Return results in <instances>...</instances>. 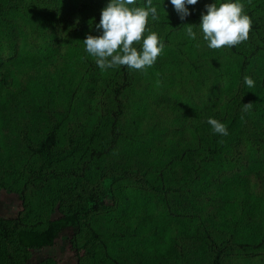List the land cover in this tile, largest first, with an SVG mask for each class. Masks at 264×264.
<instances>
[{"label": "rangeland", "instance_id": "rangeland-1", "mask_svg": "<svg viewBox=\"0 0 264 264\" xmlns=\"http://www.w3.org/2000/svg\"><path fill=\"white\" fill-rule=\"evenodd\" d=\"M16 1L0 0V7L22 13ZM52 1L62 18L49 26L47 41L36 32L30 42L27 27L0 19V264H208L210 248L224 241L263 240L264 0H227L244 5L252 28L246 41L220 49L208 48L198 28L205 8L194 19L186 5L190 15L170 32L177 12L170 0H152L158 19L149 16L143 38L156 30L164 47L151 67L128 72L115 145L82 176L55 179L49 171L80 172L89 152L109 143L102 100L120 66L101 70L83 43L102 34L96 25L110 0ZM143 38L133 44L139 51ZM175 39L186 41L181 51ZM249 103L237 120L236 105ZM208 118L228 136L214 134ZM53 126L58 144L43 162L31 149ZM106 186L101 208L52 246L18 242V230H41ZM219 260L264 264V245L232 244Z\"/></svg>", "mask_w": 264, "mask_h": 264}, {"label": "clouds", "instance_id": "clouds-1", "mask_svg": "<svg viewBox=\"0 0 264 264\" xmlns=\"http://www.w3.org/2000/svg\"><path fill=\"white\" fill-rule=\"evenodd\" d=\"M136 0H110L102 9L100 22L96 25L102 31L100 36L88 35L83 41L88 54L96 57V65L101 70L111 69L115 66H127L129 69L142 70L151 67L161 54L164 45L155 32L143 38L148 18L158 19L157 7L152 0H147L144 7H132ZM198 0H170V4L184 20L190 15L186 5H196ZM207 14H201L199 25L203 40L210 49L234 47L248 39L252 28L251 18L243 14L244 5L240 2L205 5ZM186 26V35L189 39H196L194 26ZM142 42V50L138 51L133 44ZM244 83L252 88L255 82L251 77L245 76ZM252 104L243 105L242 111L248 113ZM244 116H241V120ZM214 134L228 135L226 126L213 118H208Z\"/></svg>", "mask_w": 264, "mask_h": 264}, {"label": "trees", "instance_id": "trees-1", "mask_svg": "<svg viewBox=\"0 0 264 264\" xmlns=\"http://www.w3.org/2000/svg\"><path fill=\"white\" fill-rule=\"evenodd\" d=\"M49 1V2H48ZM44 2L43 0H18L17 5L22 7V13L19 12H7L8 8L7 4L0 7V11L2 14L0 15V19H2L4 16L6 17L7 23L11 22L14 24H21V27L26 29L28 28V36L26 39L31 42L33 38L36 37V32L39 34V41L41 39H44L45 41L48 40L46 37V34L48 32V28L51 24L56 23L57 19H61V15L59 14V8L57 6L58 3L52 0H48ZM61 1V0H60ZM59 2V1H58ZM216 4L217 7L222 3H229L227 0H198V3L196 5H189L191 8V15L195 19L199 16L200 10H204L205 5H211ZM5 8V11H4ZM24 12V13H23ZM92 15V14H91ZM89 15V16H91ZM174 17L171 20H174L172 22L171 29L170 27L168 30L170 32L176 31V26H178V23L181 24L182 20L179 18L178 15L172 16ZM170 20V21H171ZM256 26V24H255ZM27 30V29H26ZM152 32H155L157 34L156 30H153ZM167 32V31H165ZM165 34V33H163ZM174 45H176V50L182 49L183 46H185L187 43L182 40L175 39L172 41ZM138 50V49H137ZM139 51V50H138ZM258 52V48L253 50V55ZM165 63L164 60H161L160 65H163ZM131 69H129L127 66H120L118 69V75L117 78L112 82L111 87L109 88V96L106 98H103V110L109 111V120H110V127L108 130L110 141L107 144V146L102 149L101 151H90L89 156L87 160H85L82 165L80 172H76L75 170L69 169L66 172H48V177L51 179H55L60 175L65 176H74V177H80L84 174V171L87 168L88 162L96 157L99 158L106 154L113 146L115 145L119 134L117 129V122L120 118V116L124 112V101H125V93L126 89L129 88L130 84V75L128 72ZM243 106V105H242ZM243 109V108H241ZM240 106L236 105L235 110H237V120L240 118L243 111L241 112ZM103 111V113H105ZM214 112H217L214 110ZM232 121V124H234ZM203 125L202 123L199 124V126ZM231 125V124H230ZM56 126H53L50 128L45 136L42 138V140L35 146L32 147V151L41 158L43 162H47L52 157V149H54L57 146L58 141V135L56 134ZM231 133H229L230 135ZM228 136V135H227ZM32 173H36V170H33ZM110 193V187L106 186L100 193H97L96 198H92L91 196L83 201L82 205L76 209L75 211H72L67 214H63L60 217H57L55 219L49 220L45 227L39 231H33V230H18L16 232V237L18 242L26 247H35V248H41V247H50L54 244L55 239L59 236L61 232L64 230L79 225L81 221H84L86 218V215L94 210H98L103 205L104 196L108 195ZM22 194L20 198L22 199ZM232 244L237 247L240 250H256L262 245H264V239L259 240L258 242H236ZM229 243V241H224V244L218 245L217 248H210L211 251V258L209 259L210 262L208 264H220V256L221 252L224 251L226 247L229 245H232Z\"/></svg>", "mask_w": 264, "mask_h": 264}]
</instances>
